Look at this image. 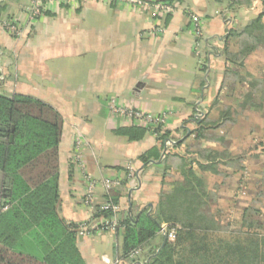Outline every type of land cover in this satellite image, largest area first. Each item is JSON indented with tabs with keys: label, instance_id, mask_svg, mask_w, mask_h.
Wrapping results in <instances>:
<instances>
[{
	"label": "crops",
	"instance_id": "crops-1",
	"mask_svg": "<svg viewBox=\"0 0 264 264\" xmlns=\"http://www.w3.org/2000/svg\"><path fill=\"white\" fill-rule=\"evenodd\" d=\"M143 1L151 5L172 1L175 4L174 14L159 15L152 9L129 3L82 0L76 9L61 6L56 11L57 5L52 4L44 17L32 23L25 12L31 0H4L1 8V20L13 18L26 31L24 37L12 38L3 30L0 20L3 94L9 98L15 94L35 97L54 107L64 121L59 145L60 201L57 211L65 225L77 227L74 231L75 246L84 264L132 263L131 259L125 261L122 258L124 229L113 234L97 233L92 228L81 233L79 229L82 224L92 222L95 212L83 204L85 183L80 170L71 163L76 135L83 137L86 142L83 152L85 167L95 178L105 177L111 170L124 168L130 163L136 168V177L123 188L119 202L113 198L116 188L107 192L101 189L97 195L98 204L112 201L121 206V221L138 219L145 211L151 214L159 205L162 195L170 193L174 184L185 182L180 167L182 164H176L172 153L178 154L187 163L191 162L190 168L203 179L208 192L213 195L204 213L210 218L220 217L219 236L231 235L240 230L254 232L246 230L242 223L245 217L252 216L250 213L254 214L251 220L260 221L255 209L259 205V198L261 205L264 194L261 192V186H264V156L261 145L256 143L264 137V121L252 130V124L248 121L256 118L244 119L248 121L242 125L251 129L246 130L247 133L250 136L254 131L257 133L251 137L252 140H246L247 137L242 140L243 143L253 142L254 146L248 150L239 143H234L236 147L232 150L229 148L231 133L226 131L228 124L218 123L220 120L217 122L218 129L205 130L201 144L194 148L187 146L196 136L190 135L197 126L193 118L208 114L200 109L213 110L211 103L220 97L224 81V77L218 80L215 95L210 94L213 86L209 78L204 86L205 93L203 91L199 96L202 63L197 69L189 65L196 57L200 59L201 53L209 58L214 56L220 61L214 72L224 75L226 66L220 51L224 46L220 48L219 45H224L226 26L231 24L228 15L236 13V8H239V13L244 12L243 21H239L244 27L262 12L263 5L259 0H252L250 7L233 8L231 0H226L229 13L227 16V12L218 16V11L208 9L209 0ZM259 9L261 12H258ZM189 15L200 18L203 21L201 24L206 26V33H209L201 42V53V47L197 44L198 36L194 34V23ZM231 21L236 22L234 19ZM224 30L225 33L221 34ZM212 72H208L209 76ZM250 73L253 74L252 71ZM245 89L249 88L245 86ZM182 90H186L185 95H182ZM111 98H117L125 106L152 114L168 113L165 130L172 133L171 138L175 142H165L163 149L152 133L138 142H130L122 137L120 128L131 125L111 113L108 107ZM166 100L211 101L195 104L193 113L186 114L182 108H175ZM240 103L241 107L247 109L256 105L257 100H243ZM212 136L218 137L215 141L222 143L207 140ZM0 139H6L1 131ZM181 140L186 143L176 148L177 141ZM108 151H113L120 160L115 166L102 163V159H108L105 157L109 156L106 153ZM223 151L227 152L226 156H218ZM210 152L216 153L212 155L214 159H211L212 156L208 158ZM250 152H254V155L251 156ZM145 153H151L152 156L148 165L139 160ZM211 164H217V167H209ZM242 180L245 187L240 189ZM8 193L4 175L0 171V208L3 209L0 218V250L5 253L8 262L13 256H28L44 261L51 250L49 241L44 246L40 241L43 235L37 229L20 230L8 201ZM224 216L228 218L226 221ZM165 238L160 232L154 245L157 246ZM99 241L110 246L108 251L100 252L105 246ZM111 245L114 248L113 256H110ZM148 252L149 248L139 252L135 264L149 262Z\"/></svg>",
	"mask_w": 264,
	"mask_h": 264
},
{
	"label": "trees",
	"instance_id": "trees-1",
	"mask_svg": "<svg viewBox=\"0 0 264 264\" xmlns=\"http://www.w3.org/2000/svg\"><path fill=\"white\" fill-rule=\"evenodd\" d=\"M259 1L263 8L257 17L240 29L226 30L221 53L225 61L235 68L225 70L223 84L229 74L237 75L241 81L244 76L236 71L237 67H243L246 59L264 46V0ZM167 3L174 4L172 1ZM231 3L233 8L250 7L252 0H231ZM1 8L2 4L0 15ZM249 73H246V77L252 79L247 84L251 90L247 92L246 100H251L258 83H252L258 81V78ZM205 84L203 81L201 86ZM208 114L193 118L197 126L190 135L196 134L198 142L203 138L205 130L218 129V123H227L226 119L212 123L207 120ZM63 124L62 116L54 107L35 97L15 94L9 98L0 94V126L7 130L5 141L0 139V171L9 192L8 201L20 230L25 232L37 229L43 235L40 237L43 245H47V240L51 245L44 261L28 256H13L8 262L5 253L0 250V264H84L75 246L74 231L77 227L65 225L57 211L60 201L59 145ZM150 133L163 149L165 142H175L171 138L172 133L161 128L152 130L129 126L119 130V134L130 142H138ZM10 136L14 137L12 142ZM181 141H177L176 148L182 144ZM226 153L223 151L218 156L224 157ZM172 154L176 164H182L180 167L185 182L174 184L170 193L162 195L159 205L151 214L145 211L138 219L120 220L117 233L121 228L124 229L122 258L125 261L131 259L130 262L135 264L140 254L131 258L132 254L149 248L147 256L150 260L145 264H264V235L258 232L262 224L245 217L242 222L244 228L254 232L240 230L231 235L219 236L220 218H210L204 213L213 195L208 192L203 179L190 168L191 162L187 163L178 154ZM208 154V158L216 155L213 152ZM151 157V153H145L139 160L148 165ZM215 166L217 164L209 167ZM116 170L122 171L123 168ZM128 181L125 178L122 185L115 189L113 198L116 202H119L121 191ZM94 216L98 218L101 213L95 212ZM164 225L168 231L176 230V240L171 242L166 237L155 246L154 241Z\"/></svg>",
	"mask_w": 264,
	"mask_h": 264
},
{
	"label": "rangeland",
	"instance_id": "rangeland-1",
	"mask_svg": "<svg viewBox=\"0 0 264 264\" xmlns=\"http://www.w3.org/2000/svg\"><path fill=\"white\" fill-rule=\"evenodd\" d=\"M209 8L208 9H214L216 11H218V16H221L220 14L221 13H225L228 11V6H229V3L226 1V0H220V1H217V0H209ZM27 8V7H26ZM61 8L60 5H57V9L56 11H58L59 9ZM73 9H76V7H74ZM51 10V8L49 9ZM260 11V9L258 10V12ZM262 11V10H261ZM260 11V12H261ZM241 12V10L239 8H236V13H232L230 15H228L229 12L226 13V16L228 15L231 19H230V23L231 24H228L226 26V28H230V29H233V28H238L240 29L242 27V25L240 24V20H242V18H244L245 16L244 15V12L242 13H239ZM225 15V14H224ZM245 15L247 16V14L245 13ZM228 17V19H229ZM16 19V18H15ZM236 20V22H232L231 20ZM9 20H14L13 18L9 19ZM264 20V19H263ZM203 21H201L202 23ZM228 23V22H226ZM194 26V34L196 36H198V40H197V44H198V47L200 48V53L202 51V41L204 40V36H207L209 35V33L207 32L206 33V26H204L203 24H200L199 25H193ZM24 29V28H23ZM25 29L23 30V34L24 36L26 35V31L24 33ZM224 34L225 33V30L221 32V34ZM23 36V37H24ZM220 48H222V44L219 45ZM197 47V45H196ZM224 48V47H223ZM222 48V49H223ZM222 49H220V51L222 52ZM215 51V49H214ZM219 51V52H220ZM218 52V51H217ZM217 52H214V54H217ZM204 54H200V59L198 57H196L192 63L189 65V66H193V67H197L199 68L200 67V64L202 63L201 65V71H202V78H201V82L199 83L200 84V87H198V95L200 96L201 93L204 91H206V88L203 86H201V84L203 83V81L206 83H208L209 81V78H210V82L212 83V86H213V90L210 92V94H217V85H218V80L222 77H224V75L221 73H219L218 71H216V73L214 72V70L216 68H218V66L216 64H218V62L220 61H217L216 57H212L209 58V57H203ZM224 62H225V68L228 69V68H235L233 66H230L226 61L225 59H223ZM213 70V72L210 74L209 76V71ZM205 71H207V73H205ZM238 73H241L243 74L242 77L243 79L240 81V78L237 76V75H234V74H229L226 76V82L225 84H223V86H221V89H222V93L219 95L220 97H218L216 100H213L214 102L211 103V106H212V109L213 110H210V109H205V110H202L200 109L201 111L203 112H210L208 114V118L207 120L211 121L212 123H216L218 122V120H223V119H226V122H227V127H226V131L227 132H230L231 135V139L232 141L228 142L229 144V148L232 150V148L236 147L234 146V143H239L241 145H245L246 149L248 150L250 146H254L253 145V142H248L247 143H243L242 140L245 139L246 137V140L253 137L254 134H257L255 131L253 132L254 134H251V136L249 135V133H247L246 130H254L255 126H258L259 123H262L264 121V46L263 47H260L255 53H253L251 56H249L245 63H244V66L243 67H237V70H236ZM249 71L252 73L258 78V81H253L252 83H257L256 84V89H255V94L253 95V97L251 98V100H257V103H256V106L255 105H251L250 108H245L243 109L241 106V101L243 100H246L247 98H245V96H247V92H249V90L251 89H245V86H247V84H250L248 82L252 81L251 78H247L246 77V73H249ZM207 74V75H205ZM251 74V73H249ZM252 74V75H253ZM216 76V78H214ZM245 79V81H243ZM249 88V87H248ZM185 92L186 90H182V95H185ZM188 95V93H187ZM232 95V96H231ZM207 96H209V93L207 92ZM168 101L167 103L174 106L175 108H182L183 112L186 113V114H192L193 113V108H194V105L199 103V102H209L211 100H166ZM199 106V105H198ZM201 107V106H199ZM224 113V114H223ZM225 113L227 114V117L225 116ZM223 116V118H222ZM198 118H201V116H198ZM245 118H249V119H255V120H247L248 123L250 122L252 125H251V129L248 127V126H244L242 124L246 123L247 121H244ZM263 120V121H262ZM225 122V121H224ZM223 123V122H222ZM242 125V126H241ZM246 132V135H244ZM248 134V136H247ZM218 137H215V136H212V138H209L207 140H211V141H215ZM204 138H202L199 142L196 141L195 137L193 140V142H190L188 143L189 145L187 146V148H194L195 146H197L198 144H201V142L203 141ZM206 139V138H205ZM252 140V138H251ZM261 141L258 140V142L256 143L257 145H261L260 147V150H262L263 152V156H264V137L260 138ZM183 141V140H182ZM181 141V142H182ZM216 142V141H215ZM182 143H186L185 142H182ZM216 143H222V142H216ZM259 150V149H258ZM238 151V150H237ZM240 152V151H239ZM237 152L235 155L237 156L238 153ZM258 152V151H257ZM107 155L109 154V156H105V157H108V159L105 158V160L102 159V163L106 166H115L117 161L119 162V158L113 153V151H108L106 152ZM251 154V156L254 155V152L253 153H249ZM248 154V155H249ZM246 172H248V170H246ZM238 187V186H237ZM239 187L240 189L244 188V182L242 180V184L240 185L239 184ZM261 192L263 193L264 192V186H261ZM258 195V194H257ZM260 202H261V199L259 198V205L257 206V209H255V211H257L258 213L256 214L259 218H260V221H258L259 223H261V227H259V233L260 234H263L264 235V194H263V197H262V203L260 205ZM262 206V207H261ZM250 216L249 218L250 219H253L254 218V214L253 213H250ZM252 217V218H251ZM220 218V217H219ZM223 219L226 221V218L225 216L223 217ZM259 220V219H258ZM100 240V239H99ZM121 240H120V244H121ZM100 244H102L103 246H105L104 248H102L100 250V252H105V251H108L109 247L106 245V243H103L101 241H99ZM114 254V248L113 246L111 245V255L110 256H113Z\"/></svg>",
	"mask_w": 264,
	"mask_h": 264
},
{
	"label": "built area",
	"instance_id": "built-area-1",
	"mask_svg": "<svg viewBox=\"0 0 264 264\" xmlns=\"http://www.w3.org/2000/svg\"><path fill=\"white\" fill-rule=\"evenodd\" d=\"M4 0H0V5L3 4ZM82 0H31V4L25 9L29 20L36 23L39 19L44 17L45 13L49 11L52 4L70 7L71 9L78 6ZM111 3H129L135 4L139 8L152 9L159 15L174 14L175 4L167 2H159L156 4H149L143 0H107ZM190 20L194 25L201 24L200 18L194 15H190ZM1 20V15H0ZM1 26L3 30L8 33L12 38H22L23 28L17 20H1ZM25 33V31H24ZM0 81H3V76L0 73ZM0 94H3L2 87L0 86ZM108 107L111 113L116 117H121L125 122L131 126L140 128H150L156 130L161 128L166 129L169 114H152L136 107L125 106L119 102L117 98H111L108 101ZM86 149V142L83 137L76 135L74 139V148L71 158V163L82 173V178L85 183L83 192V204L94 212L101 213L98 218H93L92 222L82 224L79 229L81 233L86 232L88 229H93L97 233H116L120 228V213L122 208L119 204L112 202L98 204L97 195L99 190L105 192L117 188L122 185L125 178L129 181L136 177V168L130 163L127 164L122 171L111 170V172L100 179L90 175L85 167V161L83 152ZM99 207V209H98ZM3 209L0 208V218ZM106 215V216H105ZM161 233L168 238L169 241L173 242L176 240V230L168 231L167 226H162ZM139 252L132 254L131 258H135Z\"/></svg>",
	"mask_w": 264,
	"mask_h": 264
},
{
	"label": "water",
	"instance_id": "water-1",
	"mask_svg": "<svg viewBox=\"0 0 264 264\" xmlns=\"http://www.w3.org/2000/svg\"><path fill=\"white\" fill-rule=\"evenodd\" d=\"M0 131H1V135L2 136H6V129L4 127H0ZM13 136H10V141L12 142L13 141Z\"/></svg>",
	"mask_w": 264,
	"mask_h": 264
}]
</instances>
